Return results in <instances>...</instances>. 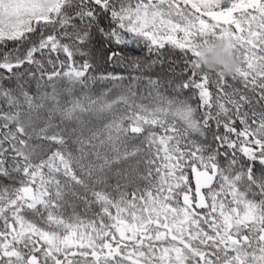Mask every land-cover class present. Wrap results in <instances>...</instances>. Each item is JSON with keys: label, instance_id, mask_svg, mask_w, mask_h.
<instances>
[{"label": "snow or ice", "instance_id": "snow-or-ice-1", "mask_svg": "<svg viewBox=\"0 0 264 264\" xmlns=\"http://www.w3.org/2000/svg\"><path fill=\"white\" fill-rule=\"evenodd\" d=\"M0 264H264V0H0Z\"/></svg>", "mask_w": 264, "mask_h": 264}, {"label": "clouds", "instance_id": "clouds-1", "mask_svg": "<svg viewBox=\"0 0 264 264\" xmlns=\"http://www.w3.org/2000/svg\"><path fill=\"white\" fill-rule=\"evenodd\" d=\"M199 64L205 71H222L226 77L236 75L240 62L233 56L231 41H216L214 44L200 48Z\"/></svg>", "mask_w": 264, "mask_h": 264}]
</instances>
